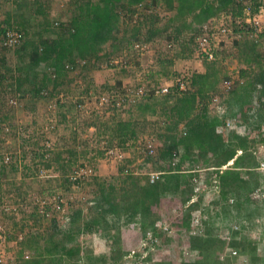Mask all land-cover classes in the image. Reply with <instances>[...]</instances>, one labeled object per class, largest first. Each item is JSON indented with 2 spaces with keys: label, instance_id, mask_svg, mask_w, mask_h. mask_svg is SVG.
<instances>
[{
  "label": "trees",
  "instance_id": "1",
  "mask_svg": "<svg viewBox=\"0 0 264 264\" xmlns=\"http://www.w3.org/2000/svg\"><path fill=\"white\" fill-rule=\"evenodd\" d=\"M49 1L35 0L38 6L36 13L45 16ZM156 1L158 0H75L69 25L59 23L61 27L54 37L44 38L43 33H39V38L36 36L35 40L27 38L33 28L31 24L28 25L30 20H20L17 19L18 16L15 20L9 16L2 29V36L10 27H18L25 33L21 44L12 48L0 47V70L7 68L0 80H6L7 76L11 79L7 84L12 94L9 101L17 98L20 105L26 98L38 99L49 86L54 91L59 89L67 81L69 73L83 65L82 61L87 64L102 58L107 44L114 49L119 47L121 43L117 34L124 21L123 13L126 12L127 17L132 20L139 4L144 3L146 8H150ZM163 1L170 10L175 11L170 24L161 28L157 24L159 16L144 13L133 28V44L138 41L151 43L168 28L176 33L172 36L176 41L184 34L191 33L189 41L184 39L186 41L181 42L179 55L182 57L201 27L211 18L223 14L232 15L235 31L244 33V39L235 42L242 65L240 80L225 102L228 117L236 118L241 125L245 124L247 132L242 134L235 129L227 132L220 130V126L225 124L224 119L217 118L210 111L211 93L217 89L220 81L217 67L219 62L206 59L205 72L191 74L190 90H178V95H171L176 97L173 103H169L171 96L160 102L167 121L165 130L158 133L162 141L159 154L151 160L158 171L156 173L160 174L159 178L152 181L151 173L124 169L112 179L103 176L94 178L90 182L93 193L89 201L91 205L88 209L80 206L73 210L70 216L72 226L67 230L61 228L59 219L54 216L50 220V228L43 231L39 220L44 217L41 213L47 214L48 211L41 210L39 213L36 210L31 215L35 228L28 232L22 226V231L14 237L18 245L15 264L118 262L132 251V248L127 247L128 240L124 242L123 227L139 231L137 244L149 233L157 240L161 239V245L146 258L150 264H234L236 258L226 256L229 247L246 255L251 264H264V257L258 254L255 240L243 230H235L230 237L225 238L215 229L216 217L252 220L261 213L252 193L262 185V174L258 170L260 161L256 152L260 142L256 135L264 126V52L260 49L264 44V32L256 34L252 39L248 37L246 32L253 33L256 30L246 22V6L239 0ZM246 1L255 3L253 13L258 12L263 5V0ZM17 7L19 10L23 7L21 1H17ZM238 20L241 22L237 23ZM21 22L24 25L18 24ZM45 23L47 27L42 30L49 32L52 29L51 22L46 20ZM11 49H15L19 59L15 68L8 67L10 59L6 52ZM42 63L49 65L50 70L40 77L36 71ZM172 65L173 60H162L159 72L169 77ZM257 94L258 106L255 103ZM142 108L145 111L148 106L143 105ZM116 109L122 110L121 107ZM110 119L89 125L96 127L101 134L108 135L110 141L120 142L121 145H114L113 142L107 149V155L108 150L114 146L125 153L122 145L139 138L143 122L121 116H112ZM0 120L3 123L7 121L3 118ZM181 125L185 128L181 129ZM7 126L13 128L14 124L5 123L0 126V130H5ZM262 141L264 142V137ZM62 155L63 152H59L56 156L60 163H63ZM69 156L73 159L75 151L71 150ZM4 157L0 154L2 173L7 166L11 170L17 169L14 162L6 164L2 161ZM177 158L179 159L175 162ZM70 159L69 164L72 163ZM132 161L128 160L130 163ZM189 161L193 166L186 168L185 164ZM50 163L47 167H51ZM201 168L204 170L206 184L209 182L219 189V196L213 203L219 205L221 211L216 216L203 218L204 232L195 234L192 232L193 213L202 208L205 195L196 191ZM5 186L0 183V195L5 192ZM207 212L210 213L209 208L204 211V216ZM160 223L168 224L174 235L168 236L163 227L158 226ZM86 233H99L111 242L110 256L97 254L92 247L77 243L78 236ZM182 246L187 247L190 252L196 251L197 257L183 258L180 250Z\"/></svg>",
  "mask_w": 264,
  "mask_h": 264
},
{
  "label": "rangeland",
  "instance_id": "2",
  "mask_svg": "<svg viewBox=\"0 0 264 264\" xmlns=\"http://www.w3.org/2000/svg\"><path fill=\"white\" fill-rule=\"evenodd\" d=\"M74 1L50 0L48 2L49 12L47 13L50 16L49 19L46 16L47 14L45 16L38 14V17L35 19L36 24L30 30L27 38L29 40L37 39V37L34 39L32 36H37L36 33L47 27L46 20L51 22L50 27H52L49 32H45L49 37L55 36V33L61 27L60 24L68 26L72 18ZM262 2L264 5V0ZM7 6L11 10L12 8L15 11L19 10L17 1H7ZM255 8V3H252L251 11L253 12ZM139 11L141 14L145 13L147 15L159 16L160 21L157 24L161 28L168 26L170 19L175 14V11L169 12L167 3L163 0L156 1L150 8L144 6L143 10L140 9ZM33 13H36V11L33 10ZM123 15L124 21L121 23L118 36L124 43L122 45L124 47L114 49L112 45L107 44L104 47L103 54L105 55L102 54V58L94 59L91 63L87 64H85L86 61H82V64L86 66L92 64L90 65L92 69L83 66L85 68L84 70L81 66L73 70V74L71 75L69 73V77L63 86L56 91H54L52 86H49V88H46L42 92L41 97L38 98L40 100L29 97L23 100L18 107H12L9 101L12 94L7 86L11 82V79L7 76L6 80H4L2 86H5L6 89L2 90V92L0 90V118H41L36 129L34 128V124L26 125V123H22L20 125L14 124L10 133L3 129L0 130V154L1 156L10 154L12 156L11 162H14L13 165L15 164L17 166V169L14 170L12 168L9 172L13 178L12 185L14 189H6L0 195L2 201L3 198L6 200L3 202H8L18 209L13 211V213L0 214V244L6 258L5 264H15L18 245L14 237L22 231V226H25L28 232L35 228L31 215L36 210H39V213H41V210H47L50 214L48 216L45 213H41L44 217L40 218L39 224L43 231L50 228V220L54 216L59 219L61 228L67 230L72 226L70 216L73 210L80 206L88 209L91 205L89 201L93 193L90 182L94 178L103 176L112 179L120 175L121 169L134 172H158L151 160L159 154L162 141L158 137V133L165 130L167 121L164 115V108L160 102L166 99L167 96L179 94L178 89L173 87L171 88V93L168 95H155V88L166 84L165 78L161 74L156 76L160 68V62L162 60L163 62L170 59L173 60V65L170 68L168 67L171 80L167 84H174L176 83V79L183 74H192L199 72L201 69L205 72L206 58L199 55L194 44L195 40L190 42L185 55L183 54L181 57L179 55L182 48L181 42L189 41L191 33L184 34L179 41H176L172 38L176 34L172 28L165 30L163 34L159 35L151 43L141 41L143 44H147L145 51L135 50L133 41L131 40V34L136 23L133 19L130 20L127 17L126 12ZM225 15L228 16V14ZM261 19L263 20L262 29H258L253 33L246 32L250 39L256 37V34L264 32V12ZM57 22L60 24L57 25ZM1 28L3 29L4 26ZM35 29L38 31H34ZM145 32L143 31V33ZM239 40H242V38ZM236 41L231 39L228 43L219 45L215 52L219 62L217 67L220 73V81L217 89L211 93L210 111L217 118L224 119L225 124L220 126V130H225V132L232 129L227 126V120L230 117L227 114L228 110L225 101L230 95V92L224 89V82L231 79L235 82L236 86L240 80L239 74L242 68L238 59V49L235 45ZM170 44H173V47H169ZM121 48L123 49V53ZM260 49L264 52V44ZM141 53H145L146 55L142 56ZM6 54L10 57L9 62L11 66L9 65L8 67L15 68V65L19 62L17 57L12 59L17 54L15 49L7 51ZM126 59L127 63H124ZM111 60H114V63H111ZM44 68L45 66H42L40 70L46 72ZM2 69L4 71V68ZM171 69H173V73ZM42 71L38 76H43ZM1 73L2 71H0V77ZM120 75L123 76V81L119 84L118 78ZM86 83L91 86L87 91L84 89ZM141 86L146 87L147 95L136 104H130L126 101L125 105L123 107L121 106L122 110L117 111L116 107L119 106L116 105V101L113 106L114 108L111 105L101 106L99 103V98L102 94H109L111 98L120 95L123 96L126 93L127 87L135 89ZM216 95L219 96L220 101L218 102L213 101ZM255 103L257 106L259 105L258 94L255 97ZM79 104H84L85 107L80 109L78 107ZM137 105L141 107L138 108ZM143 105H147L149 111L144 112L141 109ZM64 112H66L68 118H78L79 121L78 123L69 122L61 130L59 129L58 122L59 118H64L62 115ZM112 116L115 118L121 116L124 119L135 118L143 122L140 127L142 132L139 138L122 145L126 151V156L123 160L115 158L117 154L107 155V149L112 146L111 144L114 142V145H121L120 142L110 141L108 135L101 134L96 127L89 125L92 122L100 123L103 120H111L110 118ZM2 123L3 121L0 120V126L5 123L9 125L11 122L7 120ZM241 126H245V128H240V133H246L247 126L245 124ZM184 128L185 126L181 125V129ZM263 137L264 126L260 130V133L256 135L258 142H260L256 148L259 161H264ZM149 141H153L156 144L157 148L154 155L149 154ZM71 150L75 151L73 159H70L69 156ZM59 152H63L61 156L63 163L56 160ZM181 152H183L182 149ZM127 153L133 156L129 157ZM101 158L103 160L99 161ZM69 159L72 161L71 164L68 162ZM130 159L133 160L132 163L128 162ZM112 161L117 162L113 163L117 164L114 165V172ZM48 163L52 164L51 167H47ZM85 164H90L94 167L96 175L84 178L77 185H74V181L72 180L74 171ZM190 166H193V163L190 161L186 162L185 167L190 168ZM116 168L118 169L116 170ZM199 172L201 175L197 182L201 190L198 194L204 193L205 195L202 208L193 213L194 229L192 232L195 234L204 232L203 218L216 216L221 211L220 206L213 203L219 196V189L217 190L209 182L206 184L205 174L202 168L199 169ZM259 172L262 174V185L252 193V198L260 206L261 213L256 215L252 220L246 218L216 217L215 229L220 236L225 238L230 237L235 230H243L252 240H255L258 246V254L264 257V171ZM19 181H25V183H21L20 185L18 183ZM8 184L10 183L7 182ZM60 199L62 200V202L60 201L61 209H53V202H57ZM208 208L210 213L207 212L204 216V211ZM158 226L163 227L164 231L168 233V236L174 235V231L168 224L160 223ZM123 230L125 236L124 242L128 240L129 245L127 244V247L132 248V251L120 261H125V264H150L146 261V258L150 252H153L161 245V239L154 240L155 237L153 234L149 233L147 237L143 238L137 244V238L140 236L139 231L130 230L129 227H123ZM77 243L92 247L97 254H106L108 256L111 254V242L99 233L82 234L78 236ZM180 250L181 256L185 259H194L198 255L196 251H188V248L185 246L180 247ZM234 250L236 249L233 247H229L226 250V256L236 258L234 264H251L250 259L246 255L239 253L237 250L238 253L234 254ZM131 254L133 256L129 257ZM112 262L110 260L108 263Z\"/></svg>",
  "mask_w": 264,
  "mask_h": 264
},
{
  "label": "built area",
  "instance_id": "3",
  "mask_svg": "<svg viewBox=\"0 0 264 264\" xmlns=\"http://www.w3.org/2000/svg\"><path fill=\"white\" fill-rule=\"evenodd\" d=\"M240 2H244L245 4V10L244 13L246 15V22L251 25L252 28L255 30L262 29V19L261 17L263 16L264 12V7L261 6L259 11L256 13H253L251 11V4L248 3L246 0H239ZM145 4L141 3L138 6L137 12L133 16V21L137 23L140 19H142L141 12L139 11L140 9L143 10ZM151 11V10H150ZM226 18V19H225ZM241 20H238L237 23H240ZM234 19L232 15L226 16L225 14L217 17L211 18L209 21H207L200 29V32L196 35L195 38V47L196 50L199 52V55L202 56L203 58H206L210 61H215L217 60L216 56V49L218 48L219 45L223 43H228L229 40L233 39L239 40L243 38L244 33L242 31H235L234 27ZM57 25L59 23L57 22ZM2 40L0 41V47H6V48H12L15 47L23 42L25 39V33L18 27L16 28H7L5 33L3 34ZM142 42L138 41L133 44V47L137 51H145L147 44L144 46ZM169 47H173V44H170ZM142 54V53H141ZM123 59V58H122ZM114 60H111V63ZM118 61V60H117ZM123 61V60H122ZM116 62V61H115ZM119 63V61H118ZM124 63H127V59L124 61ZM190 77L191 74H183L180 77L176 79V83L172 84H165L163 86H160L158 88H155V95L156 96H164L168 95L171 93V88L176 87L178 88L179 92H185L191 89V84H190ZM235 87V82L231 79H228L224 82V89L228 92H231ZM147 95V89L144 86L138 87V88H131L127 87L126 88V93L123 96H115L111 98L109 94H102L99 98V103L101 106H108L112 104L114 106L115 101L117 102L116 105L121 107L125 105L126 101H128L130 104H136L138 101H140L142 98H144ZM117 98V100H116ZM213 101H220L219 96L216 95L213 99ZM11 105H18V99L17 98H12L10 100ZM78 107L80 109H83L85 107L84 104H79ZM227 126H229L231 129L237 130L239 133V129L245 126H241L238 123V120L236 118H229L227 120ZM5 131L10 133L12 131L11 127L7 126L5 128ZM156 144L153 141H149L148 143V151L149 154H153L156 152ZM115 158L122 160L124 158V151L120 149L117 146H114L113 148H110L108 150V155H114ZM3 161L6 164H10L12 161V156L10 154H5V157ZM259 171H264V161H260V167L258 168ZM96 175L94 167H92L90 164H85L84 166H81L80 168L76 169L72 175V180L74 181V185H77L82 179L88 178V177H93ZM151 180L155 181L159 178L160 174L159 173H151ZM218 190V187H216ZM201 190V187H197L196 191L199 192ZM60 201L58 200L57 202L54 201L53 203V209H61V204ZM233 202V200H231ZM45 203V202H44ZM58 204V205H57ZM18 210L15 206L9 204L8 202H3L0 204V214L2 213H13V211ZM49 216L50 214L47 213ZM1 236V235H0ZM22 237L20 236V239ZM154 240H157L156 238ZM234 254H237L238 252L234 250ZM133 256L131 254L129 257ZM127 258V257H126ZM6 263V258L5 255L2 252L1 244H0V264H5ZM108 264H125V261H118V262H112Z\"/></svg>",
  "mask_w": 264,
  "mask_h": 264
},
{
  "label": "crops",
  "instance_id": "4",
  "mask_svg": "<svg viewBox=\"0 0 264 264\" xmlns=\"http://www.w3.org/2000/svg\"><path fill=\"white\" fill-rule=\"evenodd\" d=\"M7 1L8 2H10V1H21V3H22V8L19 10V11H15V10H13V8H12V10L7 6ZM38 0H36V2H37ZM263 7H264V5H262ZM169 9V8H168ZM33 10H35V11H37L38 10V6H37V3H35V1L34 0H0V36L2 35V28L1 27H3L5 24H6V22H7V20H8V18H9V16L12 18V19H15L16 20V16H18V18L17 19H28V20H30L29 21V24L28 25H32L31 27H33L35 24H36V22H35V19L38 17V14H36V13H33ZM46 13H48L49 12V7H47V9H46ZM170 11H173V10H170L169 9V12ZM36 14V15H35ZM46 16H48V19H49V14H47ZM19 17H21V18H19ZM23 23H24V21H23ZM22 22L21 23H18V24H21V25H24ZM34 31H36V29L34 30ZM38 31V30H37ZM36 31V32H37ZM39 33H43V37L44 38H50L49 36H47L46 35V33L45 32H43V30H41L40 32H38V33H36L37 34V36H38V34ZM119 34H117V36H118ZM122 35V34H121ZM34 39L36 38V35L35 36H32ZM118 38H119V36H118ZM120 39V42H122L121 41V38H119ZM124 43L122 42L120 45H119V47H124V46H122ZM121 50H122V53H123V49L121 48ZM103 55H105V54H103ZM146 54L145 53H142V56H145ZM18 58V55L16 54V56H14L12 59H14V58ZM8 58L10 59V57L8 56ZM10 65V64H9ZM90 65H92V64H90ZM86 66V65H82V69H84L85 70V68H90V69H92L91 68V66ZM11 66V65H10ZM42 66H45V70L47 71V69H49L50 68V66L49 65H47V64H45V63H42L41 64V66L40 67H42ZM83 66H86L85 68L83 67ZM14 67V66H13ZM40 67L37 69V74H39L40 75V73H41V71L42 70H40ZM204 67V66H203ZM4 68V67H3ZM6 70H7V68H4V71H3V69L2 70H0V71H2V73L3 72H6ZM171 71H172V73H173V69H171ZM43 72V71H42ZM45 72V71H44ZM43 72V73H44ZM199 72H204V70L203 69H201V70H199ZM2 73H1V76H2ZM70 74L72 75L73 74V71H71L70 72ZM161 74V76L163 77V78H165V81H166V84L167 83H169V80H171V77H167L166 75H164L163 73H160L159 71L156 73V76H159ZM73 77V76H72ZM119 79V84L123 81V76L122 75H120V77L118 78ZM70 80H72V78H70ZM92 82H94V80H92ZM91 82V83H92ZM3 83H4V80L3 79H1L0 80V90H1V92H2V90H4V89H6V87L5 86H2L3 85ZM117 83V82H116ZM91 86H90V84H85V90L87 91V90H89V88H90ZM172 98L169 100V103H173V102H175V99H176V97H173V96H171ZM37 100H40V99H37ZM36 100V101H37ZM39 102V101H38ZM137 107L139 108V107H141L140 105H137ZM141 109H143V108H141ZM145 111L144 112H147V111H149V108L148 109H144ZM143 112V114H145ZM63 115V117L64 118H59V122H58V126H59V129H61V130H63V128L64 127H66V125H68L69 124V122H74V123H78V121H79V119L78 118H68V116H66V112H64V114H62ZM3 119H5V120H8L9 122H11L12 124H17V125H20V124H24V123H26V125H29V124H34V128L36 129L37 128V126L39 125V119H41V118H3ZM108 137V136H107ZM133 145V144H132ZM125 154H126V151H125ZM127 155H129V157H131V156H133V155H131L130 156V154L129 153H127ZM101 160H103V158H101V159H99V161H101ZM114 162H116V161H112L111 163H112V168H113V172L115 171V164L117 163H115V164H113ZM117 165V164H116ZM7 169H6V171L4 172V173H2L1 172V167H0V183L1 184H4V185H7V182L8 183H10V184H8L7 186H5L6 188L5 189H9V190H13L14 188H13V185H12V182H13V178L11 177V175H10V171H11V167L10 166H7L6 167ZM118 168H116V170H117ZM20 185H21V183H25V181H19L18 182ZM9 190H7V191H9ZM3 201H6L4 198H3ZM3 201H2V203H3ZM17 244V243H16Z\"/></svg>",
  "mask_w": 264,
  "mask_h": 264
}]
</instances>
